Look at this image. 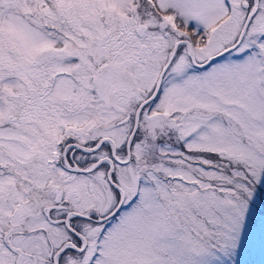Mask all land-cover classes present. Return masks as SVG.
Wrapping results in <instances>:
<instances>
[{
  "label": "snow or ice",
  "instance_id": "snow-or-ice-1",
  "mask_svg": "<svg viewBox=\"0 0 264 264\" xmlns=\"http://www.w3.org/2000/svg\"><path fill=\"white\" fill-rule=\"evenodd\" d=\"M264 264V0H0V264Z\"/></svg>",
  "mask_w": 264,
  "mask_h": 264
},
{
  "label": "rangeland",
  "instance_id": "rangeland-1",
  "mask_svg": "<svg viewBox=\"0 0 264 264\" xmlns=\"http://www.w3.org/2000/svg\"><path fill=\"white\" fill-rule=\"evenodd\" d=\"M260 258H261L260 253H259V251H257V254L252 259L256 260L259 264Z\"/></svg>",
  "mask_w": 264,
  "mask_h": 264
}]
</instances>
